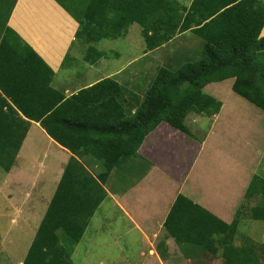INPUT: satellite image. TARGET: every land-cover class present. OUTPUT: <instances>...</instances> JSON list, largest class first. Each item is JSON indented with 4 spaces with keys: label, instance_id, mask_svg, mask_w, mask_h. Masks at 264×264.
Returning a JSON list of instances; mask_svg holds the SVG:
<instances>
[{
    "label": "trees",
    "instance_id": "obj_1",
    "mask_svg": "<svg viewBox=\"0 0 264 264\" xmlns=\"http://www.w3.org/2000/svg\"><path fill=\"white\" fill-rule=\"evenodd\" d=\"M56 1L77 21L76 37L88 43L124 37L132 23L141 28L145 51L186 30L204 41L197 59L184 56L186 60L175 69L159 67L141 97L125 90L114 77L66 97L52 87L53 71L5 27L0 35L1 168L8 172L14 164L31 122L70 152L21 264H73L72 247L108 197L104 183L111 171L140 158V145L160 122L193 137L185 123L188 114L210 118L219 112L221 101L204 91L207 84L234 77L231 89L264 111V36L260 35L264 0H192L189 6L182 0H82L72 8L64 0ZM103 55L88 48L89 61ZM95 163L99 169L94 173L90 168ZM259 169L263 175L252 176L244 197H258L248 215L263 222L264 167ZM212 182H206L202 194L223 207L232 192L222 187L223 181L218 180L216 187ZM240 209L225 222L178 194L163 227L180 248L189 250L187 256L209 252L219 256L222 264H263L264 236L261 243L247 236L240 244L234 242Z\"/></svg>",
    "mask_w": 264,
    "mask_h": 264
},
{
    "label": "rangeland",
    "instance_id": "obj_2",
    "mask_svg": "<svg viewBox=\"0 0 264 264\" xmlns=\"http://www.w3.org/2000/svg\"><path fill=\"white\" fill-rule=\"evenodd\" d=\"M79 2L82 0H64L70 8ZM196 39L198 38L195 35L190 37L189 34H185L182 38H176L169 46L143 55L145 46L140 26L133 23L124 37L102 39L94 43L95 48L106 53L97 64L98 71L112 72V77L117 79L125 90L137 93L141 97L159 67L177 68L183 62L179 57L181 55L189 60L199 57L201 45L197 44ZM76 70H81V67H76ZM92 74L95 75V72ZM231 81L224 80L220 86L214 88L218 96L214 95V90L210 86L204 89L206 93L221 100L226 108L223 115L227 120L221 121L222 117L216 122L209 141L212 143L214 139H221L219 145L224 151L235 155L237 160L246 159V168L249 163L256 161L254 172L261 175L262 171L257 170L264 167V111L237 95L230 87ZM163 123L148 134V141L151 142L154 137L165 142L170 140L172 147L174 145L180 147L182 140L173 137L170 127ZM185 123L195 136L194 138L187 134L183 136L184 142L187 143L205 137L210 119L191 113L186 117ZM47 141L50 140L41 128L31 127L17 152L13 170L9 175L0 166V264H19L23 260L62 174L68 152ZM173 149L177 151L175 147ZM203 157L206 160L210 158L213 160L214 153L207 151ZM140 158L142 160L143 156L140 155ZM97 164L94 167L89 165L94 173L99 169ZM128 180L129 177L125 176L122 182L126 183ZM250 199L246 200L244 197L240 207L242 214L239 217L237 237L234 241L236 244L242 243L243 236L249 237L254 243L263 241L264 221L250 219L248 215L249 208L256 203L258 197ZM235 215L233 213V217ZM125 219L117 207L112 208V200L100 203L91 216L82 238L72 247V263L171 264L173 260L181 259L179 264H222L219 256L209 252L197 254L195 258H186V255L181 257L180 254L184 255L185 249L171 248L170 243V252H167L165 257L160 256V260L156 254L148 251L153 250L154 237H149L148 248L141 247L143 245L140 236L138 237L134 229H130L133 231L127 229L124 232L125 225L128 224ZM172 249L174 251L171 252Z\"/></svg>",
    "mask_w": 264,
    "mask_h": 264
},
{
    "label": "crops",
    "instance_id": "obj_3",
    "mask_svg": "<svg viewBox=\"0 0 264 264\" xmlns=\"http://www.w3.org/2000/svg\"><path fill=\"white\" fill-rule=\"evenodd\" d=\"M182 2L189 6L192 0H182ZM5 27L16 32L53 71L51 85L63 92L66 97L102 78L112 77V72L100 73L98 71L97 64L100 62V58L106 56L104 51L98 50L94 46V43L100 40L89 43L82 39L79 41V38L76 37L77 21L56 0H0V35ZM262 31L263 29L260 35L264 36ZM185 34H189L190 37L197 36L196 42L202 47L204 40L191 30H186L176 33L170 41L152 50L145 51L144 47L143 55L165 48L172 44L176 38H182ZM89 47L102 51L104 55L96 59L95 62L89 61ZM179 57L185 59L184 55ZM128 63L131 64L130 61ZM78 66L81 67V70L77 71L76 67ZM39 70L46 77V71L41 67ZM93 71L95 75L92 74ZM224 80L233 81L234 77ZM224 80L211 82L203 89L210 86L214 90V95L218 96L219 94L214 88H217V85L220 86ZM221 108L217 114L208 117L210 119L208 131L201 140L195 139L185 143L182 138L185 134L166 124L170 127L173 137L176 136L182 140V144H179L180 147L174 145L177 151L171 146L170 140L165 142L153 137L149 142L147 135L140 145V151L138 149L139 155L143 156V159L131 158L125 164L111 171L104 183L108 197L103 201L112 200V208L117 207L125 216L128 224L125 225L124 232L127 229L129 231H133L130 230L131 228L134 229L138 233V237L140 236L143 248H148L149 237H154L153 250L149 249L148 251L156 254L160 260V256L165 257L167 252H170L169 243L171 248L180 249L163 227V221L178 194L190 198L223 221L230 222L234 218L233 213L236 214V211L242 206L246 187L256 173L254 172L256 171V161L249 163L246 168V159L237 160L235 155L224 151L219 145L221 139H214L212 143L209 141L216 122L222 117L221 121L227 120L223 115L226 108L222 102ZM33 126L41 128L37 122H31L28 132ZM48 138L50 141L47 143L53 142L62 148L51 137L48 136ZM207 144H210L209 149H206ZM207 151H213V160L211 158L206 160L203 157ZM67 152L68 160L70 152L68 150ZM157 152L158 154H156ZM231 154L233 159H231ZM224 156L225 161L222 159ZM97 166L99 165L97 164ZM12 168L6 172L8 175L13 170ZM195 172H197L196 176H194ZM125 176L129 177V180L123 183ZM212 179H214L213 186H217L218 180L223 181L225 184H222V187L225 189L227 186L232 192L231 198L225 201L223 207L216 206L213 201L208 200V196L202 194V191L206 189V182L208 181L209 184ZM204 192L206 193V190ZM223 194L226 196L227 193L224 191ZM160 248L164 251L163 255L160 254ZM187 253L189 250H186L184 255H180L181 257L186 255V258H195L187 256ZM180 261L181 259H175L171 264H179Z\"/></svg>",
    "mask_w": 264,
    "mask_h": 264
},
{
    "label": "clouds",
    "instance_id": "obj_4",
    "mask_svg": "<svg viewBox=\"0 0 264 264\" xmlns=\"http://www.w3.org/2000/svg\"><path fill=\"white\" fill-rule=\"evenodd\" d=\"M69 13V12H68ZM70 14V13H69ZM72 16V15H71ZM73 17V16H72ZM74 18V17H73ZM75 19V18H74ZM264 26V25H263ZM263 29V28H262ZM57 143V142H56ZM63 148V147H62ZM63 171V170H62Z\"/></svg>",
    "mask_w": 264,
    "mask_h": 264
}]
</instances>
